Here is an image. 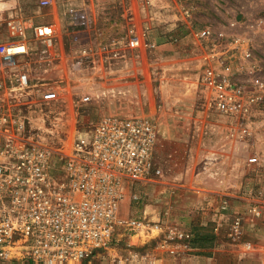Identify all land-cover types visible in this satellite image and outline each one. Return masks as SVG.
I'll return each instance as SVG.
<instances>
[{
    "label": "rangeland",
    "instance_id": "1",
    "mask_svg": "<svg viewBox=\"0 0 264 264\" xmlns=\"http://www.w3.org/2000/svg\"><path fill=\"white\" fill-rule=\"evenodd\" d=\"M94 1L96 9H92L91 25L78 27L69 23L73 11L67 10V7L76 6L75 0H50L48 5H43L42 0H0V28L3 32L11 10L26 20L30 38L34 24L60 18L62 25L57 26L58 36L68 61L80 60L79 67L67 74L68 88L62 90L61 99L48 104H37L39 101L36 100L38 102L33 106L24 107L31 119L30 128L40 133L56 150H65L76 133L83 137L90 134L96 122L109 114L147 117L154 122L162 118V113L170 118V113L177 107L170 104L169 93L165 96L167 91H163V84L184 90L196 81L201 67L219 72L230 67L246 84L264 81V0ZM207 30L211 31L208 37L197 35ZM133 31L146 35L150 42L157 44L155 48L146 47L147 50L143 46L148 51L143 57L142 69L146 70L147 76L144 82L129 75L139 69L138 57L128 56L124 62V56L111 54L112 44L107 43L109 39L118 38L117 44L122 45ZM219 32H224L225 36L219 37ZM97 37H102L101 43L97 44ZM85 48L100 49L82 56L80 50ZM160 48L164 49V54L157 55L155 50ZM247 51L251 52L252 58L246 59ZM33 52L30 58L23 59L32 68L33 75L49 80L58 78L53 65L42 60L41 49ZM51 61L55 65L57 60ZM255 63L260 69L254 67ZM124 64H129L125 70L122 69ZM45 68L50 70L45 72ZM158 70L166 72L163 80L158 78ZM130 78L132 83H129ZM79 82L81 84L77 85ZM181 92H178L181 99L193 102L207 99L203 91L195 96L188 94V97ZM85 96L90 99L84 101ZM166 120L163 126L170 128L171 121ZM235 121L230 128V123L218 119L210 124L203 139L192 135V154L187 151L190 144L187 140L176 143L171 137L159 138L155 154L164 174L157 182L134 185L121 204V215L176 222L192 239V250L185 251L180 246L178 253L172 254L158 247L155 241L143 237L138 246L143 254L159 256L162 264H264V103L244 112ZM201 146H232L241 151L244 164L241 185L236 189L238 198L260 200L261 215L253 218L249 207L243 206L241 211L245 214L241 213V216L246 218L239 220L242 229L237 238L229 229L234 220L226 221V230L225 227H216V221L206 218L202 206L192 207L179 200L184 193V190L177 192L178 182L184 183L182 169L189 162L193 168L201 163V152L204 151ZM233 153L226 155V159H230L226 162L229 165ZM256 155L259 163L251 164V157ZM179 174L178 181L176 176ZM234 189L233 186L231 190ZM238 209L239 206L234 207L232 212H238ZM129 240L122 231L109 251L101 252L84 264H112L115 257L121 258L127 253ZM249 242L255 247L250 248ZM0 264L6 263L0 261Z\"/></svg>",
    "mask_w": 264,
    "mask_h": 264
},
{
    "label": "built area",
    "instance_id": "2",
    "mask_svg": "<svg viewBox=\"0 0 264 264\" xmlns=\"http://www.w3.org/2000/svg\"><path fill=\"white\" fill-rule=\"evenodd\" d=\"M49 3L42 0L43 5ZM27 32L26 20L14 10L5 21V32L0 28V261L84 264L109 251L122 231L130 239L129 249L112 264H162L159 256L139 250L143 237L172 254L180 246L191 251L192 239L178 223L121 215V204L134 185L157 182L164 174L155 154L160 132L152 119L103 116L90 134L76 133L63 151L30 128L24 107L57 101L64 88L61 78L34 76L23 60L39 48L43 61H54L58 27L37 23L31 27L32 38ZM197 35L208 37L211 31ZM126 44L157 46L137 31ZM245 57L253 56L247 51ZM254 67L260 69L258 63ZM201 84L209 103L236 120L264 103V81L246 84L230 67L207 70ZM252 201L249 211L256 218L261 215L260 200ZM221 208L228 210V202ZM229 229L235 238L241 234L239 218ZM248 246L255 247L253 242Z\"/></svg>",
    "mask_w": 264,
    "mask_h": 264
},
{
    "label": "crops",
    "instance_id": "3",
    "mask_svg": "<svg viewBox=\"0 0 264 264\" xmlns=\"http://www.w3.org/2000/svg\"><path fill=\"white\" fill-rule=\"evenodd\" d=\"M73 3L74 5H76L74 8L67 7V10L73 11L72 14L69 16L73 17H71L72 21H70L69 23H71V25L73 26L78 27H86L91 25L93 19L90 17L92 16V9H96L95 1L75 0V2ZM51 5H53V2L51 3ZM61 22L62 20L60 18L57 20L56 17H53L51 20L47 21V23H52L60 27L62 25ZM59 37L60 36H58L57 38L55 55L53 56L57 61L55 65L51 60H49L48 63L50 65H53V71L58 74V78H61L59 81L60 85L64 89H67V74L73 72L75 67H79L80 60H77L76 62L68 61L67 52L65 51V48L62 44V40ZM100 38L102 37H97V41H99L97 42V44L101 43ZM109 40L110 42L107 43L112 44L110 48L112 50L111 54H116V56H124V62H126L128 56L129 58H132L134 56L138 57L137 62L139 63V69L133 73L129 72V75L137 76L139 78V82H144L145 80H147V76L145 74L146 70L142 69V66L144 64V53L147 54L148 52L146 51L147 48L145 47L146 50H144L143 47L131 48L126 44L125 39L123 40L122 45L117 44L119 42L118 38ZM95 49L96 51L90 50V48H85L83 51L80 50V53L83 52L81 54L82 56L86 54L89 56L90 54H92V52H98L100 48ZM155 52H157V55H162L164 54V49L160 48L159 50H155ZM127 66H129V64H124L122 69L125 70ZM50 68H46V71H49ZM204 68L205 67L200 68V71L197 73L196 76V81L192 85L187 86V88H185L184 90H181L183 92L178 90L175 85H172L168 88L166 85L163 84V91H167L165 96H167L169 93L170 104L173 103L172 106L176 105L177 108L174 110L173 113H170V118H168L166 114L162 113V118H159L156 120L157 122H154L160 132V137L164 139H168V137H171V140H174V142L176 143L182 142L184 140L190 142L189 146H187V151L189 154H192V135L196 139H203L205 137L207 128H209L210 124L215 123L218 119L222 120L225 123H230V128L232 127L231 123L237 122L235 121V116L220 112L216 107L212 106L209 103L208 98V100L200 99L198 102H193L190 99H181L180 96H178V92H181V95H186L188 97V94H193L191 96H195L199 92L203 91V85L201 84V81L203 79L204 72L206 71ZM157 72L158 74H160V77L158 76V78L163 80V78L166 76V72H164V70H158ZM132 82L133 79L130 78L129 83ZM80 84L81 82L77 83V85ZM203 93L205 97H207L204 91ZM165 118L168 119V121H171L172 126L170 128L163 126V124L167 122ZM227 134L230 137V133ZM201 147L204 150L201 152V155L203 156L201 163H199L196 168H193L192 163L189 162L182 169L181 179H183L184 183L179 181L180 174L176 176V180L179 181L177 185V192H179L180 190H184V193L180 195L179 200L182 199L184 200V203H190L192 207L202 206V208L205 210L204 214L206 215V218L214 219L216 221L215 223H217L216 227L222 229H224L225 227L226 230V221L228 219L236 220L237 218H239V220H243L245 216L242 218L241 213L243 212L241 210L246 207H250L253 203L252 200L254 198H246L243 196L239 199V194L236 191L237 187L241 185V169L244 164L241 151L238 150V148L232 146H227L226 148L206 146ZM232 151H234V158L232 159L233 161H230L231 165H229L226 162H229L230 159H226V155L229 156L230 153L232 154ZM250 163L258 164L259 157L257 155L251 157ZM233 186L235 189L231 190ZM252 192L253 190H251V194H253ZM224 201H227L229 204V209L225 211L221 208ZM238 206V212L233 213L232 208ZM243 206L245 207L243 208Z\"/></svg>",
    "mask_w": 264,
    "mask_h": 264
}]
</instances>
